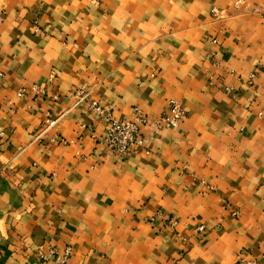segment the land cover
Returning <instances> with one entry per match:
<instances>
[{
	"label": "crops",
	"instance_id": "0c3cea01",
	"mask_svg": "<svg viewBox=\"0 0 264 264\" xmlns=\"http://www.w3.org/2000/svg\"><path fill=\"white\" fill-rule=\"evenodd\" d=\"M0 18V264H264V0H0ZM82 88L117 119L187 115L120 158Z\"/></svg>",
	"mask_w": 264,
	"mask_h": 264
},
{
	"label": "built area",
	"instance_id": "2783aa9c",
	"mask_svg": "<svg viewBox=\"0 0 264 264\" xmlns=\"http://www.w3.org/2000/svg\"><path fill=\"white\" fill-rule=\"evenodd\" d=\"M76 93L79 101L86 102L89 110L98 114L106 124L104 134L99 137L100 144L105 146L110 153L120 158L126 156L134 148L145 146L148 139L147 132L156 133L164 129L176 128L180 126L187 115V110L180 102L171 100L169 112L162 120L153 119L139 106L134 108L131 118L117 119L113 116L112 112L98 101H89L86 89L82 88ZM58 140H60L59 137L53 138L54 142ZM159 218H161V214L152 218V222L155 224ZM168 223L171 226H176L178 221L174 218L171 221L168 220ZM204 229V225L198 228L200 231H204ZM71 252L72 248L70 246L67 247L64 256L66 262ZM242 263L257 264L256 260H244Z\"/></svg>",
	"mask_w": 264,
	"mask_h": 264
}]
</instances>
